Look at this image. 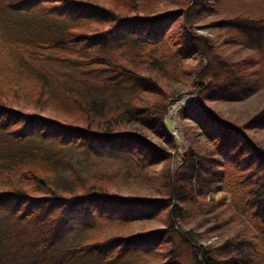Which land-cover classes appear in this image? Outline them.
I'll return each instance as SVG.
<instances>
[{"label": "trees", "instance_id": "1", "mask_svg": "<svg viewBox=\"0 0 264 264\" xmlns=\"http://www.w3.org/2000/svg\"><path fill=\"white\" fill-rule=\"evenodd\" d=\"M248 1L252 10L235 11L227 20L218 8L228 0H0V264H180L171 238L179 228L174 220L188 210L207 216L211 204L204 200L217 193L230 194L237 215L246 217L264 242V148L250 134L264 131V106L243 125L219 119L206 106L240 103L264 91V56L252 53L221 63L209 57L207 41L189 24L192 10L211 16L209 26L223 30L213 46L221 50L236 37L224 31L226 22L252 34L264 31V0ZM160 36L177 57L173 67L159 58L163 43L149 46ZM115 46H124L122 57ZM197 59L198 69L182 71L188 60ZM64 66L75 90L48 84ZM175 67L181 69L175 78L199 82V93L179 114L198 132L184 131L189 148L180 169L159 176L167 183L147 186L160 189L161 197H124L103 177L75 175L73 182H62L66 170L73 171L64 155L69 146L117 154L143 167L148 178L143 182L156 181L149 170L172 153L152 138L174 147L163 121L168 97L159 80ZM22 77L40 85L39 95L60 117L14 106L15 84ZM108 93L126 110L99 116L97 103L104 111ZM95 97L99 101L93 105L89 99ZM60 163L66 164L62 171ZM225 200L223 195L216 208L224 210ZM95 214L119 219L120 228L65 239V229ZM132 215L168 226L128 233L125 222ZM249 244L247 253L207 257L208 264H259L262 254ZM190 248L194 259L202 252ZM145 249L152 258L140 252Z\"/></svg>", "mask_w": 264, "mask_h": 264}, {"label": "rangeland", "instance_id": "2", "mask_svg": "<svg viewBox=\"0 0 264 264\" xmlns=\"http://www.w3.org/2000/svg\"><path fill=\"white\" fill-rule=\"evenodd\" d=\"M166 9L167 8H162L161 11ZM218 9L227 20H230L231 17L233 18L235 11L248 12L252 10V6L251 2L249 3L248 0H228V2L222 4ZM191 14L189 24L193 27L194 32L197 35L204 37L207 41L205 48L209 52V57L214 56L217 61L228 64L230 60H244L252 53H260L264 56V31L260 34H252L250 31H242L241 28L234 26L235 24L233 23L226 22L223 24L224 31L227 30L228 32H235V40L228 43V45L221 48V50L216 49L217 51H215L213 46L218 43V36L222 34L221 32H223V30L218 27L215 28V26H213L214 28L209 26V21H212L211 16L200 17L194 10L191 11ZM93 20L94 21L92 23L94 24L100 21L97 19ZM150 42V47H153L155 43H163L160 45V60L166 65H169V68L176 64L177 57L174 55V51L167 47L163 37H157L155 40H151ZM114 49H116L122 57L125 51L124 46H115ZM0 54H2L1 46ZM128 57L129 55L121 58V61L124 63L129 60ZM199 65V59L188 60L183 66L184 69H182V71L188 72L186 69L187 67L198 69ZM53 70L55 69L53 68ZM180 70L178 67L172 68L171 73L167 76L168 79L161 78L159 80V84L168 97L164 104L166 110L163 121L166 131L173 138L174 147L170 148L168 145L163 143L162 140L152 138L153 142L162 145L166 151L172 153V158L169 161L158 163L156 166H153V169L149 170L152 175H156V177H154L156 181L149 180V184L147 181L143 182V180H148L143 167L141 165L135 166L129 160L121 158V156L117 154L110 153L108 151L93 152L84 148L69 146L65 148L64 155L66 156V161L68 160V162L72 165L73 171L67 172L66 170L68 177H66L65 174L62 175L60 179H65L62 182H73L75 175H80L85 178L103 177L109 179L111 187L114 191L121 193L124 197H161L160 189L156 188V190H153L151 187L147 186L157 184V186L160 187L167 183V178H159V176L164 175L167 177V172L169 173V176L174 171L180 169L183 166V156L189 148V142L184 134V131L190 128L192 129L189 130L191 133L195 134L198 132L190 121L181 119L179 114L185 107L188 106L189 102L195 98L196 94L199 93V82H197L196 85H192L190 83V79L183 80L179 77L178 79L175 78L180 75ZM67 73L68 69L64 66L61 71H59V74L54 75V78L48 83L50 84V87L54 90H66V87L75 90V84L73 85V82H69L66 78ZM195 77H197V75H190V78L192 79ZM16 82L15 87H18V92L14 93L15 101L17 102L14 106L22 108L26 113H33L34 115L46 117L53 114L57 116L56 113L52 112V109L49 107L50 103L46 105L48 99L39 95L41 90L38 83L27 79V77L18 78ZM96 97L89 99L90 102H94L93 105L99 101V98ZM106 97V104L104 100V111L100 110L102 109L100 108L101 103H97L96 109L98 110L99 116L104 117L109 111H114L113 113H120L119 109L121 111L126 110V106H115V101L109 93ZM145 98L146 100H150L151 96L147 95ZM38 101L41 103L40 106L38 105ZM138 103L139 105H144L145 107L149 105L147 102L142 101H138ZM206 106L219 119H224L232 125H243L264 106V91H261L256 96L240 103L232 104L207 102ZM113 117H117V115L113 114ZM166 121H170L172 123L169 130L166 127ZM135 127L136 126L133 125L128 126L131 130ZM250 134L253 139L259 143L262 148H264V131H253L250 132ZM1 138L2 137H0V139ZM63 163L59 164L60 171H62V169L66 166V164ZM69 168L70 167H68V169ZM51 178L53 177L51 176ZM223 195L226 197V207L231 208V212L234 215H232L229 212L230 209L227 210L226 207L224 210L220 206L216 208V205L221 201ZM204 202L208 205L211 204V208L207 216H201L192 210H188L184 212V216H182V218L177 217L174 220L175 225L179 228H177L176 232H172L173 234L171 238L173 249L180 256V264H208L209 261L207 260V257L220 258L221 256L225 257L229 255V253L231 255L236 253L239 254L242 252V249H244L247 253L250 248V242L254 243V245L252 244L253 249L258 252V254H262L260 257L264 258V242L262 241V238L257 236L254 230V225H251L246 217L237 215L238 213H236L234 210L235 208H233L230 194H210ZM219 214H221L220 218L217 217ZM131 217L132 218L127 220L128 222H125L126 224H129L126 226V232L128 233L149 231L154 228H163L168 226L167 221L159 219L143 222L138 221L139 218L137 216L132 215ZM79 221L80 220H76L69 229H65V239L72 238L70 240L77 241L84 238L90 232L101 231L104 234H110L117 228H120L118 226L120 221L119 219L111 217L103 218L97 214L87 219L85 224ZM133 224L135 225V228L132 226ZM191 245L202 248L201 254H198L196 259L193 258V253L190 248ZM138 251L139 250H136L134 252L138 253ZM140 252H143V254L145 253L148 258H152L154 255L152 251L147 249L140 250ZM258 263L264 264V260L260 259ZM210 264L214 263L210 260Z\"/></svg>", "mask_w": 264, "mask_h": 264}, {"label": "water", "instance_id": "3", "mask_svg": "<svg viewBox=\"0 0 264 264\" xmlns=\"http://www.w3.org/2000/svg\"><path fill=\"white\" fill-rule=\"evenodd\" d=\"M170 126H172V123L170 121H168V122L166 121V127L168 130L170 129Z\"/></svg>", "mask_w": 264, "mask_h": 264}]
</instances>
